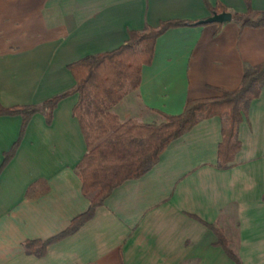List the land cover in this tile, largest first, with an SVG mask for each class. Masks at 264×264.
Returning <instances> with one entry per match:
<instances>
[{
	"label": "crops",
	"instance_id": "crops-1",
	"mask_svg": "<svg viewBox=\"0 0 264 264\" xmlns=\"http://www.w3.org/2000/svg\"><path fill=\"white\" fill-rule=\"evenodd\" d=\"M244 13L245 0H207ZM251 17L264 0H249ZM203 0H0V104L36 105L75 88L68 65L112 51L128 31L167 20L198 21ZM264 62V27L224 23L172 27L157 37L139 86L110 108L120 123H159L187 99L233 90L244 71ZM64 97L52 121L35 113L14 156L0 172V264H235L215 245L220 228L241 264H264V80L237 126L240 148L218 166L224 119L199 120L171 140L143 175L114 188L92 219L27 253L85 212L95 192H82L78 165L88 151L74 106ZM21 115H0V167L20 136Z\"/></svg>",
	"mask_w": 264,
	"mask_h": 264
},
{
	"label": "trees",
	"instance_id": "trees-1",
	"mask_svg": "<svg viewBox=\"0 0 264 264\" xmlns=\"http://www.w3.org/2000/svg\"><path fill=\"white\" fill-rule=\"evenodd\" d=\"M211 13L224 12L220 4L212 7L203 0ZM244 13H231L242 27H264V14L251 17L249 0H245ZM196 21L167 20L157 28L145 31H128V39L119 48L108 52L88 55L70 63L68 68L76 80V86L36 105L0 104V115H21L20 136L10 151L5 153L0 172L14 156L22 140L31 117L44 112L47 122L52 121L53 110L58 103L72 93L79 94L74 106L86 138L88 151L78 165L82 179V192H95L87 210L74 217L69 226L59 234L46 240H27L24 247L27 253L38 257L45 256L48 246L75 233L84 223L93 218L110 193L123 181L136 178L154 165L167 144L194 126L199 120L212 116L224 119L221 129V142L218 146V166L224 168L230 163L240 148L237 126L249 107L250 102L259 96L264 80V62L244 71L239 85L233 90L219 88L214 97L187 99L182 112L176 115L163 114L159 123H137L131 120L120 123L110 112V107L123 99L128 90L139 86L141 67L151 63L154 45L158 36L172 27L195 25ZM264 199V195H263ZM216 235L215 245L223 248L235 264L240 260L229 248L220 228L204 222Z\"/></svg>",
	"mask_w": 264,
	"mask_h": 264
},
{
	"label": "water",
	"instance_id": "water-1",
	"mask_svg": "<svg viewBox=\"0 0 264 264\" xmlns=\"http://www.w3.org/2000/svg\"><path fill=\"white\" fill-rule=\"evenodd\" d=\"M231 13L228 11L224 12H213L210 16L206 17L198 21L199 24H207V23H224L231 20Z\"/></svg>",
	"mask_w": 264,
	"mask_h": 264
},
{
	"label": "rangeland",
	"instance_id": "rangeland-1",
	"mask_svg": "<svg viewBox=\"0 0 264 264\" xmlns=\"http://www.w3.org/2000/svg\"><path fill=\"white\" fill-rule=\"evenodd\" d=\"M111 107H112V106H111ZM111 107H110V108H111ZM116 116H117V115H116ZM118 121H119V119H118ZM119 122H120V121H119ZM263 244H264V243H263Z\"/></svg>",
	"mask_w": 264,
	"mask_h": 264
}]
</instances>
